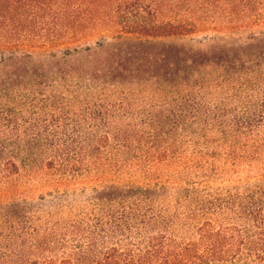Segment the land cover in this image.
Instances as JSON below:
<instances>
[{"label": "trees", "instance_id": "1", "mask_svg": "<svg viewBox=\"0 0 264 264\" xmlns=\"http://www.w3.org/2000/svg\"><path fill=\"white\" fill-rule=\"evenodd\" d=\"M161 1L0 0L7 165L18 172L20 150L61 174L94 164L90 201L115 244L77 261L264 264V0H227L213 18H163ZM220 20L260 30L182 41ZM93 29L110 40L80 45ZM26 213L0 212V264H52L16 246ZM191 228L197 239L176 235Z\"/></svg>", "mask_w": 264, "mask_h": 264}, {"label": "rangeland", "instance_id": "2", "mask_svg": "<svg viewBox=\"0 0 264 264\" xmlns=\"http://www.w3.org/2000/svg\"><path fill=\"white\" fill-rule=\"evenodd\" d=\"M173 1L172 3H170ZM201 1V0H200ZM199 1V2H200ZM203 1V0H202ZM218 9L206 11L193 8V2L178 4L174 0H162L161 12L163 18H176L186 16L193 18V12L202 17H214V12H222L226 8L227 0H216ZM207 4V0H204ZM224 14V13H222ZM221 18V17H220ZM211 20V19H210ZM218 26H223L220 31L203 29L196 34L189 35L182 41L195 44L204 38L215 36L246 38L251 33H257L260 29L256 25L246 27L240 21L234 20L230 25L220 20ZM111 33H101L97 29L89 32L80 41V45H95L102 40L109 41ZM173 43H180L178 39L169 40ZM6 54V50L0 49V54ZM5 134H0V212L14 202L27 207L24 221L16 226V235L19 241L16 246L23 249H39L42 253H33L31 259H38L42 262L48 259L52 264H80L87 262L83 257L76 260L78 253L87 248L105 250L115 244L113 238L106 237L99 232L100 226L97 219L100 212L90 201L92 188L98 187L99 177L95 172V166L90 160H83L74 167L69 174H61L60 171H50L44 166L42 157L38 155L30 158L27 152L18 151L13 161L18 167V172L13 174L7 165L8 158L12 157V145H4ZM6 146V149L4 146ZM118 175V174H117ZM116 174H110L101 180H118ZM123 176V177H121ZM127 180L128 175H118ZM104 182V181H103ZM108 229V228H107ZM184 240L197 239L192 228L176 234ZM109 236V235H108ZM106 237V238H105ZM91 238H95L93 242ZM22 262L21 260H18Z\"/></svg>", "mask_w": 264, "mask_h": 264}]
</instances>
